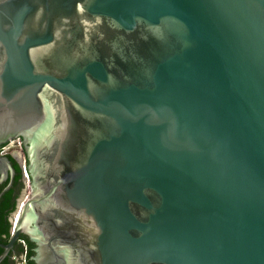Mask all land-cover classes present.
Segmentation results:
<instances>
[{"label":"water","instance_id":"1","mask_svg":"<svg viewBox=\"0 0 264 264\" xmlns=\"http://www.w3.org/2000/svg\"><path fill=\"white\" fill-rule=\"evenodd\" d=\"M18 138L0 263L264 264V0H0Z\"/></svg>","mask_w":264,"mask_h":264},{"label":"trees","instance_id":"2","mask_svg":"<svg viewBox=\"0 0 264 264\" xmlns=\"http://www.w3.org/2000/svg\"><path fill=\"white\" fill-rule=\"evenodd\" d=\"M8 158L15 170V177L11 187L7 191L4 192L5 188L10 183V179L0 185V194L4 192L0 197V245H7L11 238L12 224L10 222V217L15 213L17 202L24 189V178L20 165L12 156ZM21 240L25 242L27 248L26 264H35L32 260L35 255V245L31 243L27 237L22 236ZM2 253L3 249L0 246V256ZM23 255L24 247L18 243L9 256L0 264H16L15 259Z\"/></svg>","mask_w":264,"mask_h":264},{"label":"built area","instance_id":"3","mask_svg":"<svg viewBox=\"0 0 264 264\" xmlns=\"http://www.w3.org/2000/svg\"><path fill=\"white\" fill-rule=\"evenodd\" d=\"M10 154H17L20 157V168L23 174V178L26 184V188H30V179H29V174H28V161H27V156L24 151V146L23 142L21 139H15L6 146H4L0 150V155L2 156H7ZM16 221V218H15ZM19 244H21L24 247V255H23V264H26V254H27V248L25 245V242L20 240Z\"/></svg>","mask_w":264,"mask_h":264},{"label":"flooded vegetation","instance_id":"4","mask_svg":"<svg viewBox=\"0 0 264 264\" xmlns=\"http://www.w3.org/2000/svg\"><path fill=\"white\" fill-rule=\"evenodd\" d=\"M18 139H21V138H18ZM22 140V139H21ZM22 142H23V140H22ZM10 143V142H9ZM8 143V144H9ZM7 145V144H6ZM6 145H3V146H0V150L4 147V146H6ZM24 146V145H23ZM2 156V155H1ZM9 156H12L16 161H17V159L19 160V162H18V164L20 165V157L17 155V154H10V155H7V156H2V157H9ZM12 165V164H11ZM13 167V166H12ZM5 183V182H4Z\"/></svg>","mask_w":264,"mask_h":264},{"label":"crops","instance_id":"5","mask_svg":"<svg viewBox=\"0 0 264 264\" xmlns=\"http://www.w3.org/2000/svg\"><path fill=\"white\" fill-rule=\"evenodd\" d=\"M15 261H16V264L22 263L23 262V256H20L19 258H16Z\"/></svg>","mask_w":264,"mask_h":264},{"label":"rangeland","instance_id":"6","mask_svg":"<svg viewBox=\"0 0 264 264\" xmlns=\"http://www.w3.org/2000/svg\"><path fill=\"white\" fill-rule=\"evenodd\" d=\"M24 190H25V187H24L23 191H24ZM23 191H22V192H23ZM18 264H23V263H18Z\"/></svg>","mask_w":264,"mask_h":264}]
</instances>
